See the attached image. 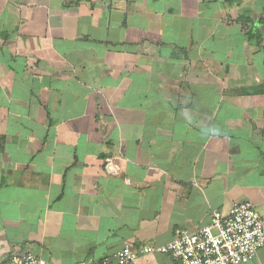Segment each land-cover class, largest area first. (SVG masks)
<instances>
[{"label":"crops","instance_id":"obj_1","mask_svg":"<svg viewBox=\"0 0 264 264\" xmlns=\"http://www.w3.org/2000/svg\"><path fill=\"white\" fill-rule=\"evenodd\" d=\"M240 200L264 218V0H0V262L114 260Z\"/></svg>","mask_w":264,"mask_h":264},{"label":"built area","instance_id":"obj_2","mask_svg":"<svg viewBox=\"0 0 264 264\" xmlns=\"http://www.w3.org/2000/svg\"><path fill=\"white\" fill-rule=\"evenodd\" d=\"M264 247V218L248 200L234 201L227 212L215 210L209 223L192 231L176 228L173 239L163 245L126 244L114 257L79 264H128L138 257L159 253L176 264H245ZM0 264H49L32 252L6 258Z\"/></svg>","mask_w":264,"mask_h":264},{"label":"trees","instance_id":"obj_3","mask_svg":"<svg viewBox=\"0 0 264 264\" xmlns=\"http://www.w3.org/2000/svg\"><path fill=\"white\" fill-rule=\"evenodd\" d=\"M251 18L250 17H246V21H249ZM261 19V18H260ZM244 25H245V23H244Z\"/></svg>","mask_w":264,"mask_h":264}]
</instances>
